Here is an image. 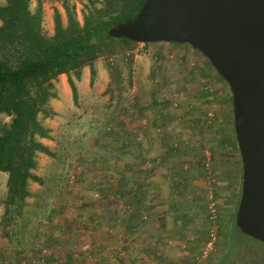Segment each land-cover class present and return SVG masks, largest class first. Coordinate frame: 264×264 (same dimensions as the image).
Here are the masks:
<instances>
[{
    "label": "rangeland",
    "instance_id": "rangeland-1",
    "mask_svg": "<svg viewBox=\"0 0 264 264\" xmlns=\"http://www.w3.org/2000/svg\"><path fill=\"white\" fill-rule=\"evenodd\" d=\"M30 1L35 11L37 0ZM42 2L43 29L52 36L55 9L64 25L66 13L57 0ZM91 2L102 5L69 1L81 24ZM94 67L92 85L89 67L75 80L77 103L67 76L55 81L56 115L39 117L51 132L42 143L54 155L37 154L44 184L30 183L20 233L2 225L8 175H0V264H122L114 250L103 254L110 243L121 246L105 238L104 211L113 202L124 209L103 186L118 181L124 143L142 154L144 180L152 183L150 194L144 185L152 205L143 215L146 236L131 237L147 252L143 264H220L242 179L229 85L188 44L116 43Z\"/></svg>",
    "mask_w": 264,
    "mask_h": 264
},
{
    "label": "trees",
    "instance_id": "trees-1",
    "mask_svg": "<svg viewBox=\"0 0 264 264\" xmlns=\"http://www.w3.org/2000/svg\"><path fill=\"white\" fill-rule=\"evenodd\" d=\"M57 1L63 5L67 24L55 9L52 36L43 29L42 0H37L35 11L31 10L30 0H5L0 5V115L11 118L8 124L0 120V175H8L2 225L10 233H20L27 199L32 194L30 183L44 184L35 174L37 154L54 155L40 141L51 140V132L39 117L48 119L56 115L50 106V101L57 98L55 81L66 75L77 103L75 80L80 81L83 69L89 67L92 85L96 76L94 63L101 56L112 53L116 43L135 44L113 39L108 33L135 18L146 2L102 0L101 7L91 2L81 24L70 0ZM124 144L122 156H135L129 144ZM240 182L242 185V179ZM240 196L241 187L236 209L230 215L227 249L220 264H264V243L243 235L236 226Z\"/></svg>",
    "mask_w": 264,
    "mask_h": 264
},
{
    "label": "water",
    "instance_id": "water-1",
    "mask_svg": "<svg viewBox=\"0 0 264 264\" xmlns=\"http://www.w3.org/2000/svg\"><path fill=\"white\" fill-rule=\"evenodd\" d=\"M113 39L188 44L230 87L242 161L236 226L264 243V0H146Z\"/></svg>",
    "mask_w": 264,
    "mask_h": 264
},
{
    "label": "crops",
    "instance_id": "crops-1",
    "mask_svg": "<svg viewBox=\"0 0 264 264\" xmlns=\"http://www.w3.org/2000/svg\"><path fill=\"white\" fill-rule=\"evenodd\" d=\"M43 141L44 140L42 139L41 142ZM121 158L123 160L120 163V179L118 178V181H116L115 184H104L103 186L104 196L105 194H108L112 199L115 195L121 197L120 208H124L123 211H119V208V210L113 209V205L115 206L118 204L114 202L104 211V214L108 215V220L110 222L107 224L109 231L107 228L105 238H109L110 242L120 239L119 245L121 246L112 249V243H110L108 248L109 251L104 247L103 254L105 257H109V254H112L114 250L115 253L119 254V263L143 264L147 260L144 258L147 252H143L142 249H137V247L133 246L131 237L143 238L146 236L143 234L145 230V228L143 229V226L145 225V217H143V215L146 214L147 209L151 210L150 208H152V205H150L151 201L148 199V192L145 193L144 189L149 188L148 186L152 185V183H147L144 180L145 177L144 174H142L143 170L141 169L143 168L141 165V160L143 159L141 153H136L135 156H122ZM142 162L145 163V161ZM151 189L152 188L150 187L149 194ZM108 205L109 204H106V206ZM116 214H118V216H116ZM150 215L152 214L150 213ZM112 227H114L116 231L112 229ZM113 232L118 235H114ZM147 236L154 237L152 232L147 233ZM141 256L143 258H141Z\"/></svg>",
    "mask_w": 264,
    "mask_h": 264
}]
</instances>
